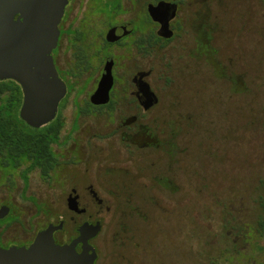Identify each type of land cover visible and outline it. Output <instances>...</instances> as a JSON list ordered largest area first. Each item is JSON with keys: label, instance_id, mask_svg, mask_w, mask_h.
I'll return each instance as SVG.
<instances>
[{"label": "rangeland", "instance_id": "374dc122", "mask_svg": "<svg viewBox=\"0 0 264 264\" xmlns=\"http://www.w3.org/2000/svg\"><path fill=\"white\" fill-rule=\"evenodd\" d=\"M146 1L137 0L133 4L124 0L121 9L109 18L91 14L94 13L91 0L74 3L55 55L71 88L60 114L90 110L86 109L87 89L92 84L89 80L98 76L96 69L82 72L81 65L75 66V50L90 48L92 37L94 43L102 40L113 22L146 15ZM231 1L181 0L178 15L183 24L176 37L160 45L155 53L141 54L138 59L141 70L153 69L149 81L161 97L160 106L146 114L164 118L183 114L189 119L185 123L189 146L187 169L178 172L177 192L156 193L163 209L153 211V224L136 227L134 242H129V235L122 233L129 226L104 228L98 239L103 244L101 264H114L108 259L112 253L124 257L116 264H264V234L258 233L257 224L263 214L260 199L264 195V66L259 64L264 63V44L244 33H237L234 44L230 43ZM200 20L204 21L203 27L199 26ZM144 21L146 26L150 24L149 19ZM215 25H220L223 32H215ZM201 31L211 34L210 46L218 47L219 38L227 37L226 46L230 44L236 52L235 69H229L227 51L221 55L219 71L203 58L197 63L203 48ZM111 52L116 56L115 48ZM125 65L127 68L129 62ZM125 72L120 65L116 74L123 78ZM216 72L222 75L219 81L214 79ZM122 84H117L119 96L112 108L89 114H109V111L128 114L130 103L129 98L121 95ZM189 85L191 89H187ZM199 86L203 87L201 100L195 91ZM17 94L14 92V96L18 97ZM201 109L203 114L198 113ZM86 122L101 126L108 123L105 115L90 116ZM106 132H111V128ZM25 166L17 165L2 176L0 202L11 203L23 221L29 220L35 226L47 218H56L51 216L53 213L62 212L63 195L54 189L51 177L41 178L38 171L28 175L25 186L21 179ZM16 228L17 224H13L9 231Z\"/></svg>", "mask_w": 264, "mask_h": 264}, {"label": "flooded vegetation", "instance_id": "af4514ba", "mask_svg": "<svg viewBox=\"0 0 264 264\" xmlns=\"http://www.w3.org/2000/svg\"><path fill=\"white\" fill-rule=\"evenodd\" d=\"M76 1L65 0L62 19L59 23L58 44L52 51L59 77L66 85V95L60 101L57 114L51 121H55L54 141L50 145L52 167L45 172L40 167L33 166L32 161L27 157L6 154L5 150H0V181L4 174L17 168V165L23 164L26 166L21 179L25 186L28 185V175L34 171H38L41 178L51 177L54 189L63 195L62 212L53 213L51 216H56V218H47L34 226L29 220L23 221L21 213L15 211L11 203L0 202V209L2 207L9 208V214L0 219V249L13 251L8 255L5 264H24V255L35 243L38 234L50 226L54 228V243L59 247H64L72 245L80 237L81 228L87 225L100 226L99 233L90 238L88 244L96 253L94 264H101L103 244L98 239L104 228L114 225L129 226L130 229H127V232L123 229L122 233L129 235V242H134L136 227L153 224V211L158 208L159 210L163 209L161 203L159 204L156 200V193H161L163 190L171 193L177 192L179 188L176 182L178 172L180 169H187L189 146L188 132L185 127L189 119L183 114L170 118H164L159 114H146L154 112L160 106L161 97L149 81L154 74L153 69L144 71L138 64L141 54H153L160 49V45L170 43L176 37L177 29L181 28L183 24V18L179 19L178 15L181 0H147L146 15L135 16L128 21L113 22L108 25L102 40L99 39L97 43H94V37H92L94 46L92 45L88 49L76 47L75 66L81 65L82 72L98 70V76L89 80L92 84L87 89L86 109L90 110H79L77 114H60L61 105L71 88L62 76L55 55L61 45L64 22ZM131 1L133 4L137 2V0ZM123 2L124 0H91L94 12L91 14L99 13L109 18L121 9ZM160 2L170 3L176 7V15L169 21V28L172 31L170 37L160 35L161 24L154 21L148 13L149 5H157ZM231 2L233 8L229 25L230 43L234 44L233 39L237 37V33H241V35L244 33L246 37L254 36L261 44H264V0H232ZM88 16L90 17V13ZM242 17L244 21H242ZM92 18L90 17V19ZM145 18L149 19L148 26L144 23ZM23 19L20 13L14 16L16 23L19 21L23 23ZM217 19L221 18L218 16ZM96 22L93 21L94 25ZM203 22L200 20V27H203ZM215 27V32H223L220 30V25H215ZM199 33L203 41V48L198 53L197 63L203 58L207 64L219 71L221 55L227 51L230 62L229 69L236 68V52L233 51L230 44L226 46L227 37L219 38L218 47H215L210 46V41H213L210 33L204 31ZM91 34L94 35L93 32ZM114 48L117 50L116 56L111 52ZM126 62H129L127 68ZM107 64L111 66L113 78L109 99L105 104H95L92 99ZM259 64L264 66L263 61ZM120 65L125 67L126 71L123 78L116 74ZM250 68L254 69L252 66ZM220 72H216L214 79L217 81L222 78ZM126 76L127 79H125ZM192 79L188 83H191ZM120 82L124 85V88L120 89L121 95L129 98V113L113 114L109 111V114H89L99 109L112 108L111 106L115 104L116 98L119 96L116 93L117 84ZM200 82L202 83V80ZM86 83L87 80H85ZM145 84L149 87V98L142 91ZM2 85H12L18 88L17 96L21 100V109L24 100L21 85L12 79L0 80V86ZM187 89H191L190 85ZM195 91L200 99L203 87L199 86ZM12 97L11 90L0 92V103L8 101ZM148 99L150 105L146 108ZM202 111L201 109L198 113L203 114ZM196 113L189 112L188 114ZM18 115L21 119L20 114ZM97 115H105L108 123L101 126L86 122V118L88 120V117ZM147 115L149 119H147ZM23 122L32 129H38L40 135L44 134L45 127L51 123L34 128L25 121ZM107 128H111V132H106ZM128 162H130V166ZM132 162L135 164L133 165ZM34 205L40 208L39 204L35 203ZM60 206L61 203L59 208ZM13 224L18 226L14 232L9 231ZM75 250L77 253H81L83 243L76 244ZM114 254L116 258H114ZM108 259L116 264L124 257L119 253H112Z\"/></svg>", "mask_w": 264, "mask_h": 264}, {"label": "water", "instance_id": "95a60500", "mask_svg": "<svg viewBox=\"0 0 264 264\" xmlns=\"http://www.w3.org/2000/svg\"><path fill=\"white\" fill-rule=\"evenodd\" d=\"M64 3L65 0H0V80L12 79L21 85L24 100L19 114L34 128L55 118L59 103L66 95V85L59 77L52 56L58 44ZM18 13L24 18L23 23L14 21ZM148 13L161 24L160 35L170 37L169 21L176 15L175 5L166 2L149 5ZM112 80L111 66L107 64L92 99L95 104L108 101ZM148 90L145 84L142 91L147 98ZM149 105L148 99L145 107ZM8 214V207L0 209V219ZM53 231L50 226L38 234L24 255V264H94L96 253L88 240L99 233L100 226H83L80 237L64 247L54 243ZM78 243H83L81 253L75 250ZM12 253V250L0 249V264H5Z\"/></svg>", "mask_w": 264, "mask_h": 264}, {"label": "trees", "instance_id": "16d2710c", "mask_svg": "<svg viewBox=\"0 0 264 264\" xmlns=\"http://www.w3.org/2000/svg\"><path fill=\"white\" fill-rule=\"evenodd\" d=\"M11 90L13 97L0 104V150L6 154L27 157L33 166L47 172L52 167L50 145L54 141V124L51 122L40 135L38 129H32L19 118L21 100L14 96L18 88L10 85L0 86V92ZM43 149V150H41ZM262 216L258 220V233L264 234V195L260 199Z\"/></svg>", "mask_w": 264, "mask_h": 264}]
</instances>
